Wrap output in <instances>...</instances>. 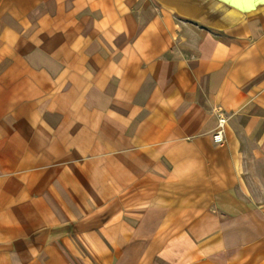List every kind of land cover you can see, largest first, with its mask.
Here are the masks:
<instances>
[{
  "label": "crops",
  "instance_id": "crops-1",
  "mask_svg": "<svg viewBox=\"0 0 264 264\" xmlns=\"http://www.w3.org/2000/svg\"><path fill=\"white\" fill-rule=\"evenodd\" d=\"M0 264H264V0H0Z\"/></svg>",
  "mask_w": 264,
  "mask_h": 264
},
{
  "label": "built area",
  "instance_id": "built-area-1",
  "mask_svg": "<svg viewBox=\"0 0 264 264\" xmlns=\"http://www.w3.org/2000/svg\"><path fill=\"white\" fill-rule=\"evenodd\" d=\"M227 122L228 119L224 115L218 117L217 128L213 133V141L216 145H222L226 141L225 128Z\"/></svg>",
  "mask_w": 264,
  "mask_h": 264
},
{
  "label": "rangeland",
  "instance_id": "rangeland-1",
  "mask_svg": "<svg viewBox=\"0 0 264 264\" xmlns=\"http://www.w3.org/2000/svg\"><path fill=\"white\" fill-rule=\"evenodd\" d=\"M221 1H224V0H221ZM238 1V0H237Z\"/></svg>",
  "mask_w": 264,
  "mask_h": 264
}]
</instances>
